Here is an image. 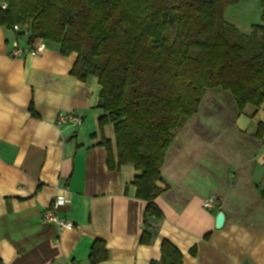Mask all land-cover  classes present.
<instances>
[{"label":"crops","instance_id":"1","mask_svg":"<svg viewBox=\"0 0 264 264\" xmlns=\"http://www.w3.org/2000/svg\"><path fill=\"white\" fill-rule=\"evenodd\" d=\"M235 7L227 8L229 23L240 11ZM244 24L251 32L261 17L248 16ZM29 36L25 28L13 31L0 25L4 264H91L96 242L108 253L97 264H151L161 259L163 240L181 251L183 264H264V129L262 137L256 135L264 125V105L247 106L242 114L236 107L232 120L223 123L202 120L198 113L178 131L158 183L164 190L156 200L163 213L159 232L152 243L142 244L147 203L136 197L133 165L108 166L102 141L111 142L116 159L115 132L113 124L100 129L98 79L79 80L72 74L78 55L65 57L55 45H47L41 55L11 57L15 43L33 45ZM60 113H76L82 123L59 126ZM219 124L228 128L233 150L217 157L205 144L210 148L212 128ZM206 132L207 140L199 135ZM212 196L220 199V209L203 207ZM57 198L65 200L58 216L74 229L43 222ZM221 212L225 223L218 229Z\"/></svg>","mask_w":264,"mask_h":264},{"label":"trees","instance_id":"2","mask_svg":"<svg viewBox=\"0 0 264 264\" xmlns=\"http://www.w3.org/2000/svg\"><path fill=\"white\" fill-rule=\"evenodd\" d=\"M239 1L8 0L0 9L2 27L25 28L30 44L55 45L65 57L77 54L72 74L98 79L100 129L113 124L115 132L116 159L111 142L102 141L108 166L133 165L136 197L147 203L142 244L154 241L163 218L156 200L166 153L206 93L230 92L240 114L264 105V0L261 24L250 34L226 20ZM106 259L96 242L90 263ZM151 264H183V254L163 240L161 259Z\"/></svg>","mask_w":264,"mask_h":264},{"label":"rangeland","instance_id":"3","mask_svg":"<svg viewBox=\"0 0 264 264\" xmlns=\"http://www.w3.org/2000/svg\"><path fill=\"white\" fill-rule=\"evenodd\" d=\"M207 1V0H206ZM240 2V1H239ZM240 4V5H238ZM232 6L235 7V10H240L239 12H235V20L230 23H234L236 27L240 30V32L247 34L250 32V28L245 26L244 23H246V19L248 16H257L262 15L263 8L261 5L260 0H242L240 3H237ZM247 25V24H246ZM234 98L231 95L230 92H225L220 89H214L209 90L205 97L203 98V101L200 106L199 115L198 117L202 120H212L215 123L219 122H225V121H231L232 117L234 116L236 112V105L234 103ZM213 136L209 144L206 142V150L211 149V152L217 154L214 156H217L219 154H222L224 152H230L233 150L232 144L233 142H230L231 139L229 136L231 135L229 132L227 133L228 128L227 127H221L220 124L217 126H214L213 128ZM224 130V131H222ZM208 132L204 135V133L199 134L206 137ZM228 137V138H227ZM219 153V154H218ZM213 156V160L215 162H218L217 158Z\"/></svg>","mask_w":264,"mask_h":264},{"label":"built area","instance_id":"4","mask_svg":"<svg viewBox=\"0 0 264 264\" xmlns=\"http://www.w3.org/2000/svg\"><path fill=\"white\" fill-rule=\"evenodd\" d=\"M9 7L8 0H0V9L6 10ZM15 31L19 30V26H15ZM46 43L44 41H38L28 48H21L17 43L13 45L11 51V57H23V56H37L41 55L46 50ZM83 117L76 113H60L57 119V125L67 126V125H80L82 123ZM65 204V200L62 198H57L53 205L46 210L43 214V222L45 224H54L59 230H71L75 228L72 222H69L63 218H60L57 211L60 206ZM203 207L207 210L220 209L221 201L217 197H209L203 202Z\"/></svg>","mask_w":264,"mask_h":264},{"label":"water","instance_id":"5","mask_svg":"<svg viewBox=\"0 0 264 264\" xmlns=\"http://www.w3.org/2000/svg\"><path fill=\"white\" fill-rule=\"evenodd\" d=\"M225 223V215L221 212L218 214L216 218V227L221 229Z\"/></svg>","mask_w":264,"mask_h":264}]
</instances>
